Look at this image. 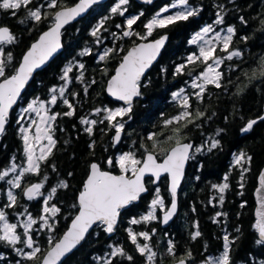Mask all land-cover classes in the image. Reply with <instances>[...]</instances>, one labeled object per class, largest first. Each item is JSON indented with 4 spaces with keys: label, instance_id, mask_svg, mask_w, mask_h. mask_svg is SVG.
<instances>
[{
    "label": "trees",
    "instance_id": "obj_1",
    "mask_svg": "<svg viewBox=\"0 0 264 264\" xmlns=\"http://www.w3.org/2000/svg\"><path fill=\"white\" fill-rule=\"evenodd\" d=\"M76 1L59 0V3L68 6ZM48 2L49 0H33L28 7L35 8L38 4H44L42 11L57 10L48 9ZM171 2L172 0H158L153 4H142L136 0H129L127 5L122 6L127 11L121 16L111 13V8L117 0H109L95 6L80 21L67 26L64 30V51L47 68L38 72L27 89L19 109L14 110L7 131L0 138V170L9 166L13 157L16 163L23 165L26 158L22 134L19 131L23 121L17 123L18 119L15 116L17 110L19 114L20 107L31 99L50 100V89L65 83L60 76L70 62L79 61L85 65L84 69L75 67L69 73L71 83L67 86L68 91L65 97L75 107V114L63 115L69 109L63 104L62 99H58L56 105L49 107L50 113H61L54 122L53 138L56 140V145L48 161L41 164L40 175L28 174L24 179L26 185L41 182L42 176L47 175L50 180H55L57 183L53 185L46 181L43 188L44 196L31 201L25 198L21 189H18L16 191L17 206L5 209L13 223H16L17 215L25 208L38 218L42 214L43 200L50 189L60 180H67L69 187L58 188L50 202L56 203L62 210L55 217V231L51 233L46 229L35 231L39 225L34 226V239L42 245V249L46 250L49 247V236L59 239L78 211L73 205L77 204L79 191L87 178L92 162L97 161L102 168L119 172L117 166H108L105 163L106 160L109 157L115 160L121 152L126 151H136L137 155L142 157L145 148L153 150V141L148 139L151 133L157 134L158 147L155 152L163 156L159 150L173 146L174 140L169 141L167 137L172 135V129L177 126L175 123L166 125L165 121L183 111L180 101L174 97V93L181 88L185 90V94L191 96L190 111L193 112V118H195L196 109L206 112L207 115L197 119L196 124H189L183 129L184 140L192 139L196 146L201 144L206 146L199 153L193 152L194 159L189 166L190 174H187L181 189L180 213L173 223L167 228L162 226L161 219L148 224L130 223L133 217L139 218L149 209L155 187L151 181H148L150 191L138 203L122 212V220L114 236H109L100 227H96L86 242L63 264H99L96 257L109 252L111 250L109 245H122L126 252L133 256V261L118 257L114 264H146V257L141 256L130 241L126 231L128 228H132L135 232L156 229L157 232L148 242L157 253L155 264H170L184 257L189 250L192 253L190 264H203L206 257L219 256L222 253L225 234L229 235L231 264H264V244L256 242L259 234L255 228L254 196L258 175L264 166V120L258 119L262 117L264 109V77L260 76L261 63L264 61V0H189L191 5L201 8L198 15L189 17L188 20L176 21L162 29L158 28L152 36L147 37V39L155 38L168 32L170 41L160 61L143 80L141 96L132 104L131 113L123 119L125 136L119 146L114 144L115 130L110 128L108 121L99 123L106 114L102 112L98 116L94 115L96 108L121 106V103L109 97L106 91L107 80L114 73L127 49L141 40L140 36L146 35L144 25L147 21ZM221 6H223L224 24L216 26V30L234 26L236 35L230 50L239 48L244 55L233 58L231 61L225 59L219 69L224 73L222 87L209 85L204 93L203 101H199L192 96V93L198 90L191 87V82L196 74L203 71L204 64L198 62L190 65L180 75L175 74V68L185 63L189 54L198 52V46L190 41L196 32L214 23L217 18L216 13L220 11ZM2 11L4 12L3 23L12 28L17 38L15 43L8 45V48L12 49L10 52L12 56H15L16 63L13 69L6 68L7 75L15 71L23 53L38 38L40 32L51 25L52 19L50 17L36 23L27 18V9L23 7L16 12L15 16L12 15V10ZM140 13L143 15L133 25L134 33H139L140 36L123 37L127 18ZM241 16L247 21L246 24L241 22ZM105 17L109 19L106 20L100 32L102 43L97 44V37L90 33L92 28ZM22 20L24 23H21ZM212 35L213 33H209V37ZM242 37L248 39L245 41ZM112 47H115L117 52L106 61H100V53L103 54L107 48ZM85 48H90L92 54L80 55ZM215 55L225 57L226 53L217 49ZM81 72L84 76L83 82L76 79ZM253 73H255L254 77ZM92 80L96 83H91ZM85 87L88 88L87 93L84 92ZM72 93H78V95H72ZM24 116L25 127H27L33 115L24 113ZM209 116L211 119L208 118ZM82 117L98 121L92 135L84 131L87 125L80 123ZM253 119L257 120L253 128L248 132H241L247 121ZM31 128L30 134H34V126L32 125ZM221 129L223 131L217 136V132ZM212 138L219 139L220 144L217 148L208 151L207 146ZM93 141L95 146L90 147ZM241 151L252 157L251 163L244 165L249 170L243 173V181H241L242 168L234 163L235 155ZM53 164L56 166L55 172L51 167ZM69 173L72 175L69 176ZM226 175L229 188L223 194L224 203L221 205L218 190L215 191L212 185L224 183L223 178ZM241 183H243L242 188ZM8 187L6 180L0 181V208L7 203ZM160 193L165 197L166 206H168L171 196L167 176L160 184ZM218 212L226 213V215L217 217ZM161 214L162 210H158L157 215L160 218ZM196 230L201 232V236L192 239ZM18 231L22 232L23 229L18 228ZM138 239L140 243H145L142 238ZM169 240H172L175 245L174 254H170L167 250ZM23 264H36V262L25 260Z\"/></svg>",
    "mask_w": 264,
    "mask_h": 264
},
{
    "label": "snow or ice",
    "instance_id": "obj_2",
    "mask_svg": "<svg viewBox=\"0 0 264 264\" xmlns=\"http://www.w3.org/2000/svg\"><path fill=\"white\" fill-rule=\"evenodd\" d=\"M33 0H0V9L12 10V15L15 16L16 12L22 7L27 9V18L39 23L42 20L49 19L51 17L52 23L47 31H44L39 39L32 43L27 52L23 55L19 66L15 69L14 74L6 75V68L8 64L13 60L12 53L5 52V45H11L15 43L16 36L10 30L8 26L0 25V135L5 132V126L8 123L9 112L15 105L21 96V92L25 85L28 83L33 73L62 48L61 36L62 29L65 25L76 20L86 13L89 8L98 3V0H77L73 6H63L59 3V0H49L47 3L48 9H57L55 11H42L45 7L44 4H38L35 8H29ZM129 0H117V3L111 8L112 14H119L123 16L127 11L122 7L127 5ZM151 2V0H149ZM178 9L171 15H162L169 12V9ZM201 11V8L195 7L189 3V0H172L169 6L163 7L157 12L147 23L144 25L146 29V35L140 36L139 33H134L133 25L140 19V15L131 16L126 20V30L123 31V37H131L133 35L140 36L141 40H146L147 37L152 36L153 32L160 28H165L169 24L175 23L180 20H188L189 17L196 16ZM216 20L213 24L204 26L200 31L196 32L191 39V43L198 45V52L189 54L185 63H181L176 66L175 74H182L186 68L190 65H195L198 62L204 64L203 71L196 74L191 82V87L198 91H194L192 96L197 100L203 101L204 93L209 85H214L217 88L222 87V78L224 73L220 71V66L224 63L225 59L231 61L233 58L242 57L244 53L239 48L230 47L233 43V38L236 35V29L234 26H228L227 28H221L216 30V26L224 24L223 6L220 7V11L216 13ZM109 17L101 19L96 26L91 30V35L97 37L96 43H102L100 39L101 29L104 27L106 20ZM242 23H247L243 16L240 17ZM21 23H24L22 20ZM117 27H121L117 25ZM209 33H213L209 37ZM115 35V34H114ZM167 36H161L159 39L148 43H140L133 46L127 51V54L123 56L119 67L115 70V75L108 81L107 91L113 97L120 101H124L125 105L116 108H96L94 109V115H100L105 113L103 120L99 123H103L107 120L110 128L115 130L113 137L114 143L121 141L122 133L125 130V123L123 119L128 116L132 111L133 98L140 95V81L145 71L151 66L152 62L159 55L160 49L164 45ZM243 40H247V37H242ZM217 49L226 53L225 57L216 56ZM121 51L123 49H120ZM115 47L107 48L103 54L99 55L100 61H106L109 57L116 53ZM92 50L85 48L80 55H91ZM211 61V63H209ZM78 67L84 69L85 65L76 61L75 63H69L62 70L63 74L60 79L65 83L59 87L53 86L50 89V100L33 99L23 109V113H35L39 118V121L30 119L29 127L21 125L19 131L22 134L24 142L25 162L23 165L16 163L15 157L10 161L9 166L0 170V181H5L9 185L6 190L7 203L0 208V242L10 245L15 252L30 262H36V264H62L63 258L71 253L82 241L85 240L89 230L93 226L100 227L108 234L115 232L118 225V221L121 215V211L127 206L138 201L142 194L148 192V188L145 184V176L150 175L152 177L151 183L157 184L163 174H168L170 177V205H165L164 197L160 194V188H155L154 197L151 199L149 209L145 214H142L139 218L133 217L130 221L133 225L148 224L153 221L161 219L157 215V209L163 210L162 222L167 224L177 212V192L180 186V182L184 176L185 164L191 158L190 154L195 152L199 153L204 150L205 144L199 146L193 145L192 142H183L185 139L184 128H187L189 124H196L197 119L205 117L207 114L199 109L195 110V118H193L191 96L185 94V90L181 88L174 93V97L180 101V106L183 109L179 114L165 121L166 125H177L172 129V135L167 137V140L173 141L174 144L170 148H161L160 154L163 155V160H158L155 150L158 147L156 140V133H151L148 139L153 141L152 151L145 148L143 156H138L136 151H126L121 153L115 160L109 157L106 160L108 166H117L119 168V174H114L112 171L104 170L100 163L92 162L89 166V172L87 179L83 183L82 189L79 191L77 197V204L73 207L77 208V214L71 221L70 227L63 234L62 237L56 239L49 236V247L42 249L37 241L34 239V226L39 225L35 231L48 230L49 233L55 231L56 220L55 217L61 213V208L56 203H50L55 197L58 188L66 189L69 187L67 180H60L58 184L50 189L48 195L43 200L42 214L36 218L27 208L24 209L19 215L26 218L19 221V223H11L8 219V213L5 209L14 208L17 206V194L16 189H21L23 195L27 197L29 201L35 200L38 197L44 196L41 191L45 182L48 180V176L44 175L41 182L31 184L30 186L22 187V181L26 174L40 175L41 164L48 161L49 157L53 153V149L56 145V140L53 138L54 122L61 113H50L49 105H56L58 99H62L64 105H67L69 111L63 113L65 116H73L75 114V107L69 99L65 97V93L68 91V84L71 83V77L69 73L73 71V68ZM255 73H253V77ZM260 76L264 77V61L261 63ZM76 79L83 82V72L80 73ZM91 83H96L92 80ZM88 88H84V92L87 93ZM72 95H78V93H72ZM21 114L17 120V123L25 119L24 114ZM215 115V113H213ZM211 119V117H208ZM258 119L264 120V117ZM80 123L87 125L84 131L89 135L94 132V126L97 125L96 119H89L82 117ZM257 123V120H249L246 125L241 129V132L250 131ZM35 125L34 134L31 126ZM201 127V125H196ZM223 129L217 132V136ZM46 141V143H41ZM219 139L212 138L210 144L207 146L208 151L215 149L219 146ZM39 145V148H37ZM95 146V141L90 147ZM142 147H144L142 145ZM252 157L247 155L243 151L235 155L234 163L242 168L241 181L244 179L243 173L248 171L245 164H250ZM53 172L56 171V166H52ZM19 169V172H17ZM10 173L14 174L11 179ZM69 176L72 173L68 174ZM224 183L214 184L212 187L218 190L219 203H224L225 190L229 188L227 183L228 176L224 178ZM260 182L262 188H264V174L260 176ZM240 187H243L241 183ZM243 207V205H241ZM195 211V207H193ZM226 215V213H216V216ZM259 219L256 221L255 228L259 233V239L256 241L258 244H264V197L261 198V210L257 213ZM18 228H22L23 231H18ZM198 229V224H197ZM128 237L133 245H135L136 251L146 257V264H155V258L157 253L153 251L150 242L152 236L155 234L156 229L151 231L135 232L132 228L127 230ZM201 236V232L196 230L192 235V239H196ZM138 238H142L145 243H140ZM223 251L219 256H208L205 258L203 264H231L230 259V242L229 235L223 236ZM23 244L24 248L16 247L18 244ZM174 243L172 240L168 241V252L174 254ZM25 248L27 251H25ZM111 249L103 256L96 257L99 264H114V261L118 257H125L128 261H133V256L128 254L122 245H109ZM192 258L191 251H187L185 256L182 257L178 264H188V261ZM16 264H21L20 260L16 261Z\"/></svg>",
    "mask_w": 264,
    "mask_h": 264
},
{
    "label": "water",
    "instance_id": "obj_3",
    "mask_svg": "<svg viewBox=\"0 0 264 264\" xmlns=\"http://www.w3.org/2000/svg\"><path fill=\"white\" fill-rule=\"evenodd\" d=\"M107 1H109V0H98V3L92 5L86 13H84L81 17H78L76 20H74V21L70 22L69 24L65 25V27L61 30V31H62V36H61L62 48L59 49L56 53H54L53 56H52V57L46 62L45 65L41 66L39 69H37V70L33 73V76L30 78V80H29L28 83L25 85L24 89L22 90V92H21V96H20V98L18 99L17 103H16L15 105H13L12 109H11L10 112H9V119H8V123H7L6 126H5V130H6L7 126H8L9 123H10V120H11V117H12L13 110H14V109L17 107V105L20 103L21 98L23 97L24 93L26 92L27 88L30 86V84L32 83V81L34 80V78L36 77L37 73L40 72V71H42V70H44L45 68H47V67L51 64V62L54 61V60H55V59H56V58H57V57L63 52V50L65 49L64 36H63V31H64V29H65L68 25L73 24V23H76L77 21L81 20L83 17L87 16V15L90 13V11L93 9L94 6L99 5V4H103V3L107 2ZM136 1H138L139 3H154V2H156L157 0H151V2H149V0H136ZM76 2H77V1H76ZM76 2H75V3H76ZM75 3H74V4H75ZM74 4H72V5H68V6H73ZM4 26H7V25H4ZM8 27H9L10 30L12 31L11 27H10V26H8ZM48 28H49V27H48ZM48 28H46L45 30H43V31L39 34V36H40L44 31H47ZM164 35L167 36V39H166L164 45L162 46V48L160 49L159 55H158V56L156 57V59L152 62L151 66L145 71L144 75H143L142 78H141V81H142L143 78H145V77L147 76V74H148L149 71L154 67V65H155L156 63H158L159 60L161 59V57H162V55H163V51L165 50L167 44H168L169 41H170V34H169V33H164V34H162L161 36H164ZM39 36H38V38H37L36 40H34L32 43H35V42L39 39ZM161 36L156 37V38H153V39H149V40H141V41H139V42L134 43L133 45H131V46L129 47L128 50H130L133 46H135V45H137V44H140V43H148V42L154 41V40H156V39H159ZM32 43H31V44H32ZM30 46H31V45H30ZM30 46L27 48V50L30 48ZM27 50L24 52V54L27 52ZM128 50H127V51H128ZM127 51H126L125 55L127 54ZM24 54H23V55H24ZM22 57H23V56H22ZM21 60H22V58H21ZM20 62H21V61H20ZM118 67H119V64H118V66L116 67V69H117ZM113 75H115V73L112 74V75L109 77L108 81L111 79V77H112ZM108 81H107V85H106V91H107ZM141 81H140V82H141ZM140 85H141V83H140ZM141 90H142V85L140 86V90H139V91H140V95H141ZM107 93H108V91H107ZM108 95H109L111 98H113V99H115V100H117V101H120V100H118L117 98L113 97L110 93H108ZM140 95L137 96V97H134L132 103H134V102L140 97ZM121 102L125 103L124 101H121ZM262 117H264V109H263V115H262ZM124 134H125V132L122 133L121 141H120L119 143H115L116 145H118V144H120V143L122 142L123 137H124ZM2 135H3V134H2ZM2 135H0V137H1ZM183 142H189V141H183ZM193 145H194V143H193ZM156 155H157V154H156ZM190 155H191V154H190ZM157 158H158V156H157ZM158 160H159V159H158ZM162 160H163V159H162ZM162 160H161V161H162ZM94 162H96V161H94ZM97 163H98V162H97ZM189 163H190V159H189L188 162L185 164L184 176H183V179H182L181 182H180V186H179V188H178V192H177V205H178L177 212H176V214L173 216V218H172L167 224H164V223L162 222V226L165 227V228L169 227V226L173 223V221L175 220V218L178 217V215H179V213H180V194H181V187H182V184H183V182H184V180H185V178H186V173H187V169H188V167H189ZM104 170H106V169H104ZM107 171H110V170H107ZM112 172H113V171H112ZM113 173H114V174H119V173H116V172H113ZM262 174H264V166H263V168L261 169V171H260V173H259V175H258L257 186H256L255 191H254L255 202H256V206H255V217H256V220L259 219L257 213H258V211L261 210V198L264 197V188H262V186H261V182H260V176H261ZM165 175H168V174H163V175L161 176L160 181H159L157 184H153V185H158V184L161 182L162 178H163ZM148 177H151V176H150V175H146V176H145V184H146V187L148 188V192H149L150 189H149L148 184H147V178H148ZM86 179H87V178H86ZM86 179H85V180H86ZM168 179H169L168 187H169V189H170V177H169V176H168ZM29 186H30V185H29ZM148 192H147V193H148ZM147 193L142 194L141 198H142L145 194H147ZM141 198H140L138 201L134 202V203H138V202L141 200ZM132 205H133V204H131V205L127 206L125 209H123V210L121 211V214H122L123 211L129 209ZM76 214H77V213H76ZM76 214H75V215H76ZM75 215H74V216H75ZM74 216L72 217V219L74 218ZM162 217H163V214H162ZM121 218H122V215H120V218H119V221H118V225H117V227L120 225ZM72 219H71L70 222H69V226H68V228H69L70 225H71V221H72ZM95 227H96V226L94 225L93 228L89 230V233L87 234L85 240L82 241L81 244L78 245L76 249H74L71 253L67 254V255L63 258V260H62V264H63V263H64V262H65V261H66V260H67V259H68V258H69V257L75 252V251H77V250H78V249H79V248H80V247L86 242V240L88 239V237H89V235L92 233V231L95 229ZM117 227H116V229H117ZM68 228H67V229H68ZM67 229L64 231V233L67 231ZM64 233H63V234H64ZM115 233H116V230H115L114 233L109 234V235L112 236V235H114ZM63 234H62V236H63ZM258 234H259V233H258ZM62 236H61V237H62ZM179 260H180V259H179ZM179 260H176V261H174V262H172V263H170V264H178V261H179ZM188 264H190L189 261H188Z\"/></svg>",
    "mask_w": 264,
    "mask_h": 264
},
{
    "label": "flooded vegetation",
    "instance_id": "obj_4",
    "mask_svg": "<svg viewBox=\"0 0 264 264\" xmlns=\"http://www.w3.org/2000/svg\"><path fill=\"white\" fill-rule=\"evenodd\" d=\"M3 9H0V25H7V24H5V23H3V21H2V19H3V11H2ZM4 48H5V52L7 53V51L9 50V51H11L12 49H9L8 48V45H5L4 46ZM8 68L9 69H12V68H10L9 66H7V70H8ZM13 72H10L9 74H7V75H10V74H12ZM1 79V78H0ZM26 95V94H25ZM25 97V96H24ZM24 101V100H23ZM22 101V102H23ZM18 111V110H17ZM10 125V124H9ZM186 141H190V142H193L194 143V147L196 146V144H195V141L194 140H192V139H189V140H186ZM194 159V156H193V153H192V156H191V161H190V165H191V162H192V160ZM5 168V167H4ZM4 168H2V170L4 169ZM190 170H191V167L188 169V175L190 174ZM187 175V176H188ZM42 178H43V176H42ZM152 180V178H149L148 179V181H151ZM47 182L48 183H52L53 185H55L57 182L55 181V180H50L49 178H48V180H47ZM25 186V183L23 182L22 183V187H24ZM213 190V189H212ZM215 191H216V189H214ZM26 199H27V197H25ZM157 232V231H156ZM40 247H42V245H39ZM16 247H20V248H24V245L23 244H18V245H16ZM25 251H27V249L25 248ZM17 260H20V262H21V264H23V262L25 261V260H23V258L22 257H20L16 252H15V250L10 246V245H7V244H4L3 242H0V264H16V261Z\"/></svg>",
    "mask_w": 264,
    "mask_h": 264
},
{
    "label": "rangeland",
    "instance_id": "obj_5",
    "mask_svg": "<svg viewBox=\"0 0 264 264\" xmlns=\"http://www.w3.org/2000/svg\"><path fill=\"white\" fill-rule=\"evenodd\" d=\"M169 5H170V4H169ZM169 5H166V6H169ZM166 6H164V7H166ZM177 10H178V9H172V8H170V9H169V12H167V13H163L162 15H171V14H174V12L177 11ZM159 11H160V10H159ZM159 11H158V12H159ZM156 13H157V12H156ZM156 13H155V14H156ZM129 17H131V16H129ZM129 17H128V18H129ZM199 31H200V30H199ZM100 54H102V53H100ZM15 61H16V58H15V56H13V60L8 64V66H9L10 68L13 69L14 66H15V63H16ZM32 100H33V99H32ZM32 100H30L28 103H30ZM28 103H27V104H28ZM27 104H26V106H27ZM26 106H23V107L21 108V111H20V113L18 114V117H17V118L20 117V115L23 113V109H24ZM49 107H51V105H49ZM23 114H24V113H23ZM33 114H35V113H31V114H29V116H30V115H33ZM37 119H38V121H39V118H37ZM22 121H23V126H24L26 121H24V120H22ZM41 143H46V141L41 142ZM37 148H39V145H37ZM121 153H123V152H121ZM121 153H120V154H121ZM120 154H119V155H120ZM17 172H19V169H17ZM13 175H14V174L10 173L9 177L6 178V179H11ZM26 175H28V174H26ZM25 177H26V176H25ZM156 187H157V186H156ZM156 187H155V188H156ZM158 187L160 188V185H159ZM155 188H154V191H155ZM17 190H18V189H16L15 192H16ZM160 194H161V196H163L162 193H160ZM163 197H164V196H163ZM164 200H165V197H164ZM165 205H166V201H165ZM158 210H162V209L158 208L157 211H158ZM162 212H163V210H162ZM19 214H20V213H19ZM19 214H18V215H19ZM18 215H17V217H16V223H19L20 220L26 218V217H24V216H21V215L18 216ZM8 219H9V218H8ZM9 222L13 223L10 219H9ZM261 264H263V263H261Z\"/></svg>",
    "mask_w": 264,
    "mask_h": 264
}]
</instances>
